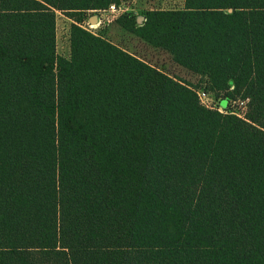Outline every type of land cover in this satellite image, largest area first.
I'll return each mask as SVG.
<instances>
[{
	"label": "trees",
	"instance_id": "1",
	"mask_svg": "<svg viewBox=\"0 0 264 264\" xmlns=\"http://www.w3.org/2000/svg\"><path fill=\"white\" fill-rule=\"evenodd\" d=\"M122 1L0 0V264H264V0L115 20L244 117L78 25Z\"/></svg>",
	"mask_w": 264,
	"mask_h": 264
},
{
	"label": "rangeland",
	"instance_id": "2",
	"mask_svg": "<svg viewBox=\"0 0 264 264\" xmlns=\"http://www.w3.org/2000/svg\"><path fill=\"white\" fill-rule=\"evenodd\" d=\"M119 12L109 13L103 10L88 12L78 25L84 30L105 39L111 44L119 47L123 51L138 58L149 66L158 69L167 76L180 80L192 87L196 93L200 94L202 104L219 111H230L239 117H244L246 112V102L237 100L232 102L228 109H223L219 101L214 100L211 95L198 88V78L189 74L182 68L176 66L171 57L162 50L153 49L144 43L134 41L133 38L123 30L114 25V21L124 13H131L135 16L149 10H170L181 9L182 0H126L119 5ZM106 11V10H105ZM95 17L98 22L90 24L89 19ZM74 20L62 13L56 14L55 19V44L56 54L59 57L67 58L69 54L68 34L69 27ZM75 24V23H74ZM204 94V96H202Z\"/></svg>",
	"mask_w": 264,
	"mask_h": 264
},
{
	"label": "built area",
	"instance_id": "3",
	"mask_svg": "<svg viewBox=\"0 0 264 264\" xmlns=\"http://www.w3.org/2000/svg\"><path fill=\"white\" fill-rule=\"evenodd\" d=\"M106 10V11H105ZM105 10H103L104 12H109V13H114V12H119L120 11V9L119 8H116L115 7V5H110L107 9H105ZM96 22H98V20H96ZM90 23V22H89ZM197 94V96H198V99H199V101H200V104L202 105V106H204V107H206V108H210V107H208V106H205L204 104H202L201 102H202V99H201V96H200V94H198V93H196ZM202 96H204V94H202Z\"/></svg>",
	"mask_w": 264,
	"mask_h": 264
},
{
	"label": "water",
	"instance_id": "4",
	"mask_svg": "<svg viewBox=\"0 0 264 264\" xmlns=\"http://www.w3.org/2000/svg\"><path fill=\"white\" fill-rule=\"evenodd\" d=\"M96 23V18L95 17H93V18H91V20H90V24H95Z\"/></svg>",
	"mask_w": 264,
	"mask_h": 264
},
{
	"label": "crops",
	"instance_id": "5",
	"mask_svg": "<svg viewBox=\"0 0 264 264\" xmlns=\"http://www.w3.org/2000/svg\"><path fill=\"white\" fill-rule=\"evenodd\" d=\"M114 25H115V21H114ZM119 29V28H118Z\"/></svg>",
	"mask_w": 264,
	"mask_h": 264
}]
</instances>
